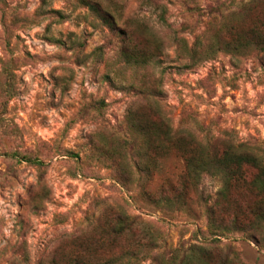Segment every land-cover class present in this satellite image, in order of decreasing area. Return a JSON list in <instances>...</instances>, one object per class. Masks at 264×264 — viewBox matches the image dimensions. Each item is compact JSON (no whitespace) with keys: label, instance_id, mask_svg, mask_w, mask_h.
Here are the masks:
<instances>
[{"label":"rangeland","instance_id":"1","mask_svg":"<svg viewBox=\"0 0 264 264\" xmlns=\"http://www.w3.org/2000/svg\"><path fill=\"white\" fill-rule=\"evenodd\" d=\"M263 24L264 0H0V264H157L192 246L264 264V225L208 227L220 178L182 210L158 202L184 194L193 149L264 166V55L245 40ZM241 174L218 213L251 227L264 200ZM121 215L132 229L113 237Z\"/></svg>","mask_w":264,"mask_h":264},{"label":"trees","instance_id":"2","mask_svg":"<svg viewBox=\"0 0 264 264\" xmlns=\"http://www.w3.org/2000/svg\"><path fill=\"white\" fill-rule=\"evenodd\" d=\"M250 37L245 39L249 46L255 47V50L264 55V24L260 27L250 31ZM231 52L238 53V49H232ZM130 59H127L129 63ZM132 128V127H131ZM183 178L188 182L187 185L181 184L174 192L184 193L178 194L176 198L169 199L162 197V201L168 207L176 206L179 210L184 206L185 194L189 189L195 192L199 191L201 180L204 175H209L213 178L218 177L222 180L223 188L219 193L218 200L214 203L212 208H206L208 227L216 234L222 235L224 233L246 232L251 236L260 235L261 226L264 225V214L261 211L260 205L252 211L254 217L253 226L249 227L243 221L241 211L232 208L223 209L220 213L218 210L220 205L226 201L228 189L232 183H240L242 180V172L246 168L255 171L254 177L248 183V189L254 193L258 198L264 200V166L260 159L255 155L249 153H237L233 150H225L216 157H207L199 149H193L190 153L183 154ZM29 164L37 167L43 166V163L37 159H25ZM199 200L205 203L202 194L198 195ZM132 229V222L121 215L117 219V223L113 228H107L110 235L113 237L120 236L122 233ZM153 244L151 245V247ZM189 252L180 254V250H175L170 253L168 258L164 256L157 259V264H238L232 260L225 259L217 262L212 257V250L207 251L201 247L192 246L188 249ZM123 255L127 258L137 257L136 253L125 251ZM73 264H81L79 261H74ZM109 264H114L113 262Z\"/></svg>","mask_w":264,"mask_h":264}]
</instances>
